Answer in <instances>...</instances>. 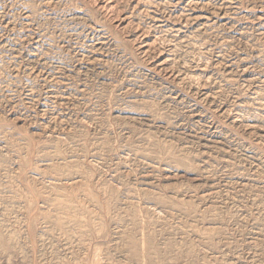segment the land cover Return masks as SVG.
<instances>
[{
	"label": "rangeland",
	"instance_id": "1",
	"mask_svg": "<svg viewBox=\"0 0 264 264\" xmlns=\"http://www.w3.org/2000/svg\"><path fill=\"white\" fill-rule=\"evenodd\" d=\"M0 264H264V0H0Z\"/></svg>",
	"mask_w": 264,
	"mask_h": 264
}]
</instances>
